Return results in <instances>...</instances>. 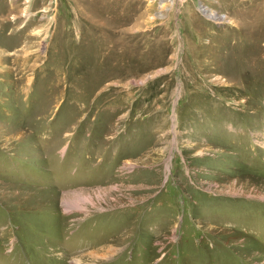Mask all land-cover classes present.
Listing matches in <instances>:
<instances>
[{"label":"rangeland","instance_id":"rangeland-1","mask_svg":"<svg viewBox=\"0 0 264 264\" xmlns=\"http://www.w3.org/2000/svg\"><path fill=\"white\" fill-rule=\"evenodd\" d=\"M0 264H264V0H0Z\"/></svg>","mask_w":264,"mask_h":264},{"label":"bare ground","instance_id":"bare-ground-1","mask_svg":"<svg viewBox=\"0 0 264 264\" xmlns=\"http://www.w3.org/2000/svg\"><path fill=\"white\" fill-rule=\"evenodd\" d=\"M162 1H164V0H162Z\"/></svg>","mask_w":264,"mask_h":264}]
</instances>
